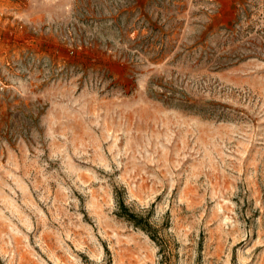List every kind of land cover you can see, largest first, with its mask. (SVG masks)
Instances as JSON below:
<instances>
[{
  "label": "rangeland",
  "instance_id": "obj_1",
  "mask_svg": "<svg viewBox=\"0 0 264 264\" xmlns=\"http://www.w3.org/2000/svg\"><path fill=\"white\" fill-rule=\"evenodd\" d=\"M0 264H264V0H0Z\"/></svg>",
  "mask_w": 264,
  "mask_h": 264
},
{
  "label": "trees",
  "instance_id": "obj_2",
  "mask_svg": "<svg viewBox=\"0 0 264 264\" xmlns=\"http://www.w3.org/2000/svg\"><path fill=\"white\" fill-rule=\"evenodd\" d=\"M119 206L121 208V216H123L124 218H126L127 220L135 223L137 226H141V228H143V230L150 232L148 227H145L144 225H141L142 223H139L140 221H138V217L136 214L132 213L129 208L127 207V205L125 204L124 201H121L119 203ZM149 224V223H148ZM149 226V225H147ZM152 236V235H151ZM154 238V237H153Z\"/></svg>",
  "mask_w": 264,
  "mask_h": 264
}]
</instances>
